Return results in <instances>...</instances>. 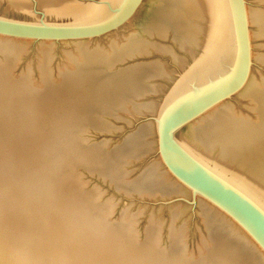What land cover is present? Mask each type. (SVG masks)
Listing matches in <instances>:
<instances>
[{"label": "bare ground", "instance_id": "obj_1", "mask_svg": "<svg viewBox=\"0 0 264 264\" xmlns=\"http://www.w3.org/2000/svg\"><path fill=\"white\" fill-rule=\"evenodd\" d=\"M40 2L47 14L82 24L113 16L126 0H106L97 8L70 0ZM243 2L251 69L237 94L257 113L258 122L245 119L232 101L235 94L185 126L187 133L180 128L175 138L198 163L264 212V85L252 74L260 59L254 42L264 38V11L249 0ZM126 37L122 43L115 38L104 50L89 51L78 42L71 74L57 85L48 69L41 71L43 83L42 88L35 84L38 88L27 76L15 80L8 64L4 70L0 67V264H264V253L245 231L201 196H196V205L211 244H204L198 258H190L181 237L172 235L170 247L160 249L157 227L142 241L128 222L113 224L109 203L99 202L97 193L81 184L80 167L121 182L125 181L121 166L129 156L147 155L156 144L158 151L153 123L109 152L81 144L84 129H104L102 116L121 114L125 107L140 103L137 98L159 94L166 88L163 81L175 83L158 113L168 115L226 83L240 61L231 0H153L138 32ZM0 38L14 43L15 49L30 41ZM167 40L171 45L165 44ZM4 43L1 47H7ZM42 43L45 50L51 48L52 42ZM150 51L170 56L174 68L162 59L119 67ZM142 106L133 109L139 112ZM153 161L132 187L122 182L117 186L192 196L170 175L161 157Z\"/></svg>", "mask_w": 264, "mask_h": 264}, {"label": "rangeland", "instance_id": "obj_2", "mask_svg": "<svg viewBox=\"0 0 264 264\" xmlns=\"http://www.w3.org/2000/svg\"><path fill=\"white\" fill-rule=\"evenodd\" d=\"M10 1L14 0H0L1 18L31 23H39L40 21L44 20V22L47 24L59 25L75 24V22H77L70 18L60 19L58 17H55L54 15L47 14L46 7L43 6V3L41 4L40 0H15L16 2L14 1V4H10ZM70 1L83 4L84 6L90 5L93 6V8H97L106 0ZM152 2L153 0H144L142 7L138 9V13L136 14V17L132 19L131 23H128L114 33H110L104 37L83 41V47L86 46L85 49L89 51H94V48L96 47V49L101 48L102 50H104L103 48L105 47L106 49H108L109 45L114 41L115 38V40L119 39V42L115 41L116 43H122L124 41L123 38H127L126 36L136 34L140 28V25L144 21ZM249 2L252 5L257 6L260 10L264 11V0H249ZM121 38L123 40H121ZM1 39L3 38H0V40ZM2 41L3 42H0V67L4 70L5 65L8 64V66L10 67H6L7 71L8 73L12 74V77H15V80L24 81V79H21V77L26 78L25 76H27L28 80L32 81L28 82L31 85H33L34 83L33 86L35 87H38L37 85H39V83L42 86L43 75L41 74L43 73L41 71H44V69H48V75L51 76L50 80H52V82L56 85L60 83V79H62V77L67 74H71L69 73V71L71 72L73 67H71V65H73L75 60L73 59L74 56L72 57V55H78L77 44L78 42H81H52V44H50L51 48L48 45L46 46L48 47V50H45L47 48L42 46L43 43L41 41H29L27 43L28 45L24 46L23 44H20L21 47L23 46L24 48L22 50L21 47L17 44V46L20 47L19 51V49L14 48V43L11 44L13 45L11 47L9 43H4V41L6 42V40ZM2 43L7 45V47L3 46L5 49L7 48L5 51L4 48L1 47ZM165 44L171 45V42L167 40L165 41ZM255 44H257L255 46V52L257 53V57L259 56L260 59H257V61L254 62L252 66L253 79L258 84L264 85V38H258L257 40H255L254 45ZM9 47L12 49L9 50ZM1 48L3 49V51H1ZM174 49L176 50V53H182H180L179 49ZM12 50L14 53L12 52ZM17 50L18 52H16ZM3 53L7 54L5 55L6 58ZM9 53L11 54V56ZM15 53L17 54V56L15 55ZM13 56L17 58L15 59V57ZM169 57L170 56H166L158 52L150 51L147 56L131 59L128 62H124V64H121V66L119 65V67H133L137 63H147L162 59L167 62L169 69H171L174 68V66L172 65ZM74 58H76V56ZM7 59L12 61H8ZM6 60L9 63H7ZM11 68L13 69L10 72L9 69ZM16 77L20 78L16 79ZM40 78L42 80H40ZM25 81H27V79ZM163 83L166 84V88L162 89L159 94H146L143 97L137 98L138 100H135L136 103L140 101V103L138 102L139 105H143V109L141 111L137 112L133 109V107L136 108L138 104L134 106L130 105V107L128 106L129 108L127 107V109L125 107L123 112H121V110V114H119V112H114L115 114L113 113V116L111 114H109V116H102L103 118H105L104 122L101 124L103 125L102 128L105 127L104 129H84L79 138L81 144L87 146H102L106 152H109L118 147L121 148V146L123 145L125 146V142H127L128 138L133 136L137 130L145 125H148L149 127L152 123L153 128L156 130L154 138L157 142V129L152 119L156 118L160 110H162L164 100L175 84L173 81H163ZM233 100L236 101V103ZM232 101L236 104V108L239 109L242 114H244L243 116H245V119H250L252 120V122H256L257 124L258 115H256L257 113H255L254 110H251L249 108V103L246 100L242 99V97L237 94L232 98ZM146 103H150V105L146 106L148 105ZM187 130L188 128L185 127L182 132H184L185 134L187 133ZM177 136L178 138H182L181 133H177ZM152 149L153 150H151V153L142 155V157H140L141 155L137 156L138 158L135 155L129 156L131 158H128L127 156L129 160H125V164L121 166L124 174L122 178H124L125 180L121 181L122 183H129L128 186L132 187L133 184L137 183L135 180L142 175L149 164H152L151 162H154L153 160H159L160 156L157 151V144L155 147H152ZM78 174L81 179V184L86 191L97 193L99 202H101L102 204L109 203L108 205L112 210L110 217L111 222L113 224L115 223V225L118 226L119 223L123 220L133 225V228L137 233L136 235H138L139 240L143 241L145 239L146 233L149 232L152 227H157L160 236V249L169 248L171 236L176 235L177 237L182 238V242L184 244L183 246H186L185 250L186 252L188 251V253H190L188 255L190 256V258H198L202 253L201 250H203L202 248L204 247V244H211L209 242L210 239H208L209 236L207 233L209 230L206 229L207 224L205 227V222L201 218L199 212L200 210H198V206L194 204L191 195L189 196L183 192H168L166 194H161L159 192L148 193L147 191L139 192L133 189H126V187L117 186V184L121 182L113 181L109 177H104L97 171L93 172L85 169L84 167L79 168ZM168 182L169 181H167L166 184Z\"/></svg>", "mask_w": 264, "mask_h": 264}, {"label": "water", "instance_id": "obj_3", "mask_svg": "<svg viewBox=\"0 0 264 264\" xmlns=\"http://www.w3.org/2000/svg\"><path fill=\"white\" fill-rule=\"evenodd\" d=\"M144 0H126L113 16L82 24H47L20 22L0 17V36L43 42L86 41L119 30L137 13ZM240 49V61L235 74L223 85L209 90L153 118L158 128V151L170 175L184 188L201 196L214 209L234 221L264 253V212L252 201L203 167L177 143L175 133L222 101L237 94L246 84L250 69V43L243 0H231Z\"/></svg>", "mask_w": 264, "mask_h": 264}]
</instances>
